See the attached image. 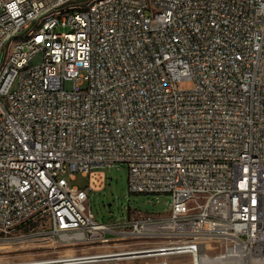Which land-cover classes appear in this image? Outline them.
<instances>
[{
    "label": "built area",
    "instance_id": "1",
    "mask_svg": "<svg viewBox=\"0 0 264 264\" xmlns=\"http://www.w3.org/2000/svg\"><path fill=\"white\" fill-rule=\"evenodd\" d=\"M117 163L170 212L98 221L70 181ZM1 241L48 253L4 264H264V0H0Z\"/></svg>",
    "mask_w": 264,
    "mask_h": 264
},
{
    "label": "rangeland",
    "instance_id": "2",
    "mask_svg": "<svg viewBox=\"0 0 264 264\" xmlns=\"http://www.w3.org/2000/svg\"><path fill=\"white\" fill-rule=\"evenodd\" d=\"M189 80L180 83L181 88H191ZM71 87V82L66 84ZM105 172L106 184L102 190L90 191L88 178L78 174L72 185L85 188L89 193L90 209L98 221H124L133 211L146 214L167 215L173 202L172 194L131 193L129 189V168L125 163H117L113 168H99ZM38 241H1L0 261L41 258L48 253L40 249ZM211 252L221 250L219 243L209 246Z\"/></svg>",
    "mask_w": 264,
    "mask_h": 264
},
{
    "label": "bare ground",
    "instance_id": "3",
    "mask_svg": "<svg viewBox=\"0 0 264 264\" xmlns=\"http://www.w3.org/2000/svg\"><path fill=\"white\" fill-rule=\"evenodd\" d=\"M0 264H4V262L3 263H0Z\"/></svg>",
    "mask_w": 264,
    "mask_h": 264
}]
</instances>
